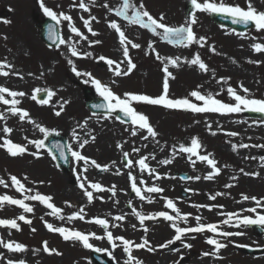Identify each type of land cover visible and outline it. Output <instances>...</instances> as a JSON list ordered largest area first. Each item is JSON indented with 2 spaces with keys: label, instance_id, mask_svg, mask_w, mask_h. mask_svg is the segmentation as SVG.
Listing matches in <instances>:
<instances>
[{
  "label": "rangeland",
  "instance_id": "374dc122",
  "mask_svg": "<svg viewBox=\"0 0 264 264\" xmlns=\"http://www.w3.org/2000/svg\"><path fill=\"white\" fill-rule=\"evenodd\" d=\"M79 2L80 0H44L45 5L57 13L64 12L70 15L75 26L84 37H87L83 39L72 33L68 27L69 22L61 21L59 27L66 43L56 49H50L39 36L40 22L47 18L40 7V0H0V51L5 55L2 58L10 61V68L16 74L15 78L0 75V87L25 93L24 96L16 97L20 101L17 107L29 114L21 120L19 115L13 114L11 110L7 111L11 109V104L5 105L0 101L3 112H7L4 113L7 114L6 118L0 119V144L8 139L14 141L16 134L24 130L23 127L29 123L35 124V127L39 125L36 128L38 135L35 140L44 141L42 148L35 147L34 150H28V153L15 157L0 147V179L7 184V187L0 184V196L8 195L14 199L25 200V203L33 208V212L26 213L16 205L5 203L0 207V219H16L20 225L19 230L0 226V240L4 243H20L26 247L24 252H15L0 244V264H7L9 260L13 262L23 260L25 264H96L92 260V254L95 252L101 254L102 258H108L110 264L128 259V254L123 251L122 242L116 240L118 246L113 249L107 240L105 229L92 222L95 218L107 220L109 222L107 231H111L114 237H121L120 231L127 222H138L140 226L132 235L134 238L132 242L142 243L147 239L149 246L155 249L148 251L147 247L133 248L132 256L143 264H154L158 259L163 260L164 264H264V235L260 237L255 235L248 226L235 227V218L231 221V226L223 223L228 219L226 215L228 211L238 213L241 217L256 218L258 214L264 215V184L252 178L255 175L245 174H255L259 172V167L264 168V161L258 162L254 158V154L264 157V148L257 147L251 150L250 147H239L241 144L250 145L248 138L242 134V128L257 131L261 136L258 145H264V114L262 118L252 119L248 116V112L251 111L226 114L195 113L190 110L132 102V106L139 113L148 117L150 125L157 133L153 138L146 129H139L132 124H122L115 116L91 114L86 108L85 100L88 90L92 92V96L103 98L97 92L93 80H99L121 98H126V93L159 97L163 92L165 66L172 73V76L168 77V97L171 99L187 98L202 105L201 101L190 95L192 91H199L202 95L211 94L224 103H235L227 91L229 87L247 98L264 99V52L257 53L252 47L254 43L264 44V30L258 31L254 28L246 33H236L234 30L226 29L211 19L212 14L195 10L190 0H130L135 7L142 3L154 18L159 19L163 15V23L171 27L185 26L190 14L195 11L197 23L192 25L193 31L197 38L205 37L206 40L203 44L171 45L148 29L140 26L136 29L135 26L121 23L120 28L127 40L140 45L139 48H132L131 43L127 45L129 57L136 67L128 75H124L123 72L128 68V58L123 55L124 45L120 43L119 34L110 28L108 32L104 31L106 33L101 37L100 33L106 29L91 22L92 30L100 32L92 35L84 26L83 20L88 18L85 12L79 13L81 9L78 6ZM226 2L242 8L247 7V0ZM251 4L258 12L264 11V0H251ZM98 13H101V8L96 4L91 7L90 14ZM97 40L101 43H89ZM72 45L76 47L77 56L72 55ZM18 49L20 53L17 52ZM86 53L91 55L85 56ZM157 54L161 59L156 58ZM197 54L207 65V71L190 63ZM100 56L115 63L109 66L106 61L99 59ZM176 58H179L177 65H172L169 61ZM69 60L72 64H69ZM256 61L259 63H255ZM73 66L81 75L78 76L72 71ZM116 71H120L121 75L117 76ZM241 85L248 89L247 93L243 91ZM36 88L41 89V92L34 93ZM45 90L54 92L51 98L47 96L49 103L43 105L37 102V99H32L34 94L47 95ZM3 95L5 99H12L6 93ZM58 111L61 113L59 116L56 115ZM71 123L75 125V129L85 128L90 131L87 135L88 143L83 148L80 147L83 141L79 134L75 131L74 136L69 132ZM223 123L228 124L222 125ZM237 124L242 125V128ZM5 127L12 129L11 133L4 132ZM40 127L48 129L47 136L40 131ZM134 130L135 135L132 134ZM98 131L108 134V139L100 147L95 143L90 146L89 140L94 141L93 137ZM232 132L238 135L227 134ZM56 135L66 138L70 154L79 151L89 158V163L76 161L71 154L69 170L62 171L56 165L54 155L45 150L49 137ZM77 137L80 143L77 142ZM193 139L200 143L198 155L182 152L181 146L191 147ZM233 145L237 146L235 150ZM125 152L128 153L127 158L124 157ZM201 155L214 159L217 162L216 167L220 169L219 174L214 175L211 180L206 177L214 172V169L206 161L199 159ZM142 158L147 165L150 160L170 161L165 164L168 183L160 186L163 191L153 197L154 202L162 203L159 211L148 209L143 202L148 199L143 192L149 187L148 183L152 182V179L146 169L140 168L139 160ZM92 160L102 167L107 166V170L96 168L91 164ZM129 160L132 161L131 167L127 166ZM47 165L53 166L55 172L45 175ZM229 168L231 170H226ZM129 173L131 177L136 178L137 187L141 189L144 199L132 190ZM176 173L187 174L193 178L199 176L200 179L183 182L175 177ZM260 174L262 176L263 172ZM11 176H16L28 191H18L11 182ZM93 181L99 183L106 191H94L91 188ZM81 183L85 185L87 191L93 193L91 202L85 194V189L80 188ZM113 186L114 194L112 192L108 196V190ZM37 193L50 196L52 198L50 202L60 208L61 212L53 215L52 210L39 201L25 199ZM217 193L223 195H217L215 200H211L210 196ZM244 195L256 197L261 201V205L257 206L252 199L245 201ZM168 199L174 202L181 216L191 214L188 215L186 223L182 219L176 220L179 227H195L197 225L195 217L200 216V223H215L219 225L220 231H239L242 235L225 238L209 232L188 233L182 237V241H176L168 248H160L161 244L176 235L174 228L171 227L172 223L152 219L148 224H141L136 213L152 216L153 213L164 211L176 216V212L167 207ZM193 205L223 207H213L209 211L207 208H197ZM253 207L257 208V213L247 211ZM81 209L84 220L75 218V213ZM218 213L225 215H217ZM20 215L31 220V224L20 221ZM60 216L64 219H60ZM116 216H123L124 219L116 220ZM45 222L54 227L89 234L94 233L92 228L94 223L97 227L96 236L104 237L103 243L106 245L102 246L100 243L102 239L95 238L89 241L94 246L93 249L85 248L80 241H66L59 233L49 231ZM86 224L90 225L92 230L87 229ZM209 237L227 246L216 252L213 245L206 243ZM45 241L49 249H55L60 254L45 252L43 250ZM185 244L192 247L187 248ZM175 245L176 250L170 251L169 248ZM95 248L102 251L97 252ZM247 248L262 249L263 253L251 256L247 253ZM109 252L112 255H109Z\"/></svg>",
  "mask_w": 264,
  "mask_h": 264
},
{
  "label": "snow or ice",
  "instance_id": "6c2138e0",
  "mask_svg": "<svg viewBox=\"0 0 264 264\" xmlns=\"http://www.w3.org/2000/svg\"><path fill=\"white\" fill-rule=\"evenodd\" d=\"M193 8L199 12L209 13V14H215V15H222L226 17H230L232 19L233 23H243L245 25L253 24L255 28L259 30H264V11L258 12L255 8L252 7L251 0H247V7L242 8L239 5H233L226 2V0H203V2H198V0H190ZM79 8L83 9L84 11H89L90 9L88 6L84 3V0H80L79 2ZM40 7L43 10V13L45 16L49 17L52 21H55L57 25L61 23V21H67L68 27L70 28V31L77 36L82 37L83 39H87V37L83 36V33L80 32V30L75 26V24L72 21V17L68 14H65L64 12L57 13L52 8H49L45 5L44 0H40ZM107 7V5H105ZM129 9H132V14L129 15ZM111 11V9H110ZM115 14L119 17H123L124 20L129 21L132 24L139 25L143 29L150 30L153 34L161 36L163 40L167 41L170 44H177V45H191L192 43H201L205 42V37H199L197 38L196 34L193 31L192 25L197 23V17L195 11L190 14V19L187 21L185 26H179V27H171L165 23H163L164 17L161 15L159 19L154 18L143 6L141 3L139 7H135L133 4L130 3V0H123V4L120 8L115 10ZM83 19V17H81ZM96 17H91L90 20H83L84 26L88 28V31L92 33V35H97L98 33L94 32L90 26L91 20H95ZM5 23H8V21H4ZM110 27L114 29L119 34V40L122 45H124L123 49V55L124 57L128 58V68L126 71L123 72L124 75H128L132 69L136 67L134 63H132L131 58L129 57V49L128 44L131 43L127 40L125 33L121 30L120 25L116 22H112L110 24ZM162 30V31H158ZM54 32L52 26H49V39H53ZM6 39V37H5ZM55 39L59 41L60 44L66 43L64 39H62L60 36L55 35ZM55 42V41H54ZM90 44H99L101 41H90ZM132 48H139V44L131 43ZM253 50L257 53L264 52V44L261 43H254L252 45ZM212 51H215V48H212ZM71 52L73 56H77L78 52L76 50L75 45L71 46ZM85 56H90L91 53L84 54ZM157 59H161L159 54L156 56ZM99 59L101 61H106V63L111 66L115 62L113 60L107 59L104 56H100ZM179 58L171 59L169 62L172 65H177ZM69 64H72V61H68ZM253 62V61H249ZM192 65H198L201 70L207 71V65L201 60L200 56L197 54L194 59L190 61ZM255 63H259L256 61ZM11 67L6 63V61H0V75L8 76L9 72L4 71L5 68ZM72 71L76 73V75H81L80 72L77 71L75 66H73ZM163 71L165 72V79L163 81V92L159 97L153 98L148 95H138V94H131L126 93V98H121L120 96L114 94L112 90L103 85L99 80H93L94 86L99 92V94L107 101L106 106L105 105H98L97 107H106L109 112H122L125 117H127L132 125L138 126L139 129H146L147 132L155 138L157 136L156 131L153 129V127L150 125L148 117L146 115H143L139 113L133 106L132 102H143L149 105H159L163 106L169 109H183V110H190L195 113H205V112H215V113H239L242 111H251L256 113L264 114V99H254V98H247L243 95H240L237 93V91L231 87L228 88V93L232 97V99L235 101V103H224L219 99H215L211 94L209 95H202L199 91H192L190 93L191 97H194L197 101H201L202 105H198L196 103L191 102L189 99H171L168 97L169 92V83H168V77L172 76V73L168 71V67L165 66ZM18 75V73H17ZM90 75V74H86ZM116 75H121L120 71H116ZM22 78V77H21ZM243 88V85H241ZM47 92V96L51 98L54 95V92L51 90H45ZM243 91L245 93L248 92L247 88H243ZM41 92V89L36 88L34 89V93L38 94ZM8 94L12 97L11 100L5 99V96L3 94ZM25 93L23 92H17V91H10L6 87H0V101H2L5 105L11 104V112L13 114L19 115V118L21 120H24L26 117H28V112L21 110L17 107V105L20 103L19 100L16 99V97L24 96ZM32 99H37V96L34 94L32 96ZM41 104H47L49 103L48 99H41L39 101ZM61 110H63V106H61ZM61 113L58 111L56 112V115L59 116ZM117 119L120 117L117 116ZM0 119H4L3 114H0ZM39 127V125L37 126ZM6 133H11L12 129L5 127L3 129ZM40 131L45 134V136L48 135V129L40 127ZM133 135L136 134L135 130L132 132ZM215 134V133H213ZM228 135L235 136L238 135V133L232 132L227 133ZM73 135L75 136V131L73 132ZM94 139V137H93ZM147 139V137H145ZM30 143L34 144L36 148H42L44 146L43 140H34L29 141ZM77 142H79V138L77 137ZM88 141L85 140L82 143H80V147L83 148L84 145ZM119 146V145H118ZM0 147H3L7 150V152L15 157L17 155L24 154L27 149L25 146H22L17 143H13L10 139L5 140L3 144H0ZM57 147H61L59 144H57ZM236 145H233V150L236 149ZM239 147L242 148H248L249 145L247 144H241ZM252 147H260L264 148V145H253ZM200 148V143L197 139H193L191 141V147H185L181 146V151L189 153L191 155H198V149ZM134 151H139V149H134ZM61 156L64 157V152L61 149ZM72 156L76 159V161H84L85 164L89 163V158L83 156L81 152L79 151H73ZM33 155H36V153H33ZM124 157H128V153H124ZM66 159V157H65ZM199 159L201 161H206L213 169L214 172L209 173V175L206 177V179H213V176L216 174H219L220 169L216 167V161L214 159H210L208 156L201 155L199 156ZM261 160L264 161V157H261ZM92 165H94L96 168L101 169L103 171L107 170V166H101L96 163V161L92 160L90 161ZM162 163L167 164L170 163L169 160H165ZM195 163V161H193ZM132 161H128V167H131ZM139 165L141 170L147 169L148 165L145 163V159L142 158L139 160ZM87 171V169H84ZM243 171V169H241ZM246 175H258V173L250 174L245 173ZM130 177L131 174L129 173ZM189 179H196L199 180L200 177H189ZM235 179V177L233 178ZM132 180V190L136 193L137 196H140L141 199H144V197L141 195V189L137 187L136 178L131 177ZM11 182L13 185L17 187V190L20 192L28 191L25 188V185L21 183V181L16 176H11ZM0 184L5 185L7 187V184L3 179H0ZM81 189H85V185L81 183L80 185ZM232 185H226V187H231ZM91 188L97 190V191H104L105 189L102 188V186L99 183L91 184ZM109 191H112L114 194V186L112 189H109ZM163 189L160 187H148L147 192L149 193H159L162 192ZM85 194L88 198V200L91 202L93 199V193L91 191H87L85 189ZM217 195H223V193H217L216 195L210 196L211 200H215ZM25 199H30L33 201H39L40 203L47 206V208L52 210L53 215H58L61 212L60 208L55 207L50 201V196H44L40 194L32 195L29 197H25ZM243 199L245 201L252 199L255 201L257 206L261 205V201L257 199L256 197H249L247 195L243 196ZM5 203L10 205H16L19 206L24 210L26 213L33 212V208L29 206V204L25 203V200L22 199H14L8 195L0 196V207H2ZM167 207L170 209H173L176 212V216L169 215L167 212H159L157 214H154L153 216H145L140 213H136V215L139 217L140 223L143 224L146 219H155L157 216L162 217L167 221H171V227L174 228L176 235L173 239L168 240L166 243L161 244L160 248H168L170 245L174 244L176 241H182V237H184L188 233H203V232H209L213 233L219 236H223L225 238L232 237V236H240L242 235L241 232H231V231H220L219 225L215 223H200L201 217L196 216L195 219L197 221V225L195 227H179L176 224L177 219H182L184 222H187L188 215L191 214H185L181 216L180 210L176 207L174 202L171 199L167 200ZM193 207L197 208H207L209 211L212 210L213 207H223L215 206V205H193ZM247 211L251 213H257V208L253 207L251 209H248ZM83 209H81L79 212L75 213V218L79 220H84V215H82ZM221 215H225L224 213H220ZM228 219L223 221L224 224H230V222L235 218V227L240 226H252L256 225L259 227L264 228V215L258 214L256 218H253L251 216H243L241 217L238 213H227L226 214ZM73 217H69V219H72ZM60 219H64L63 216H60ZM116 220H123V216H116ZM20 221H24L25 223L31 224V220L26 219L24 215L19 216ZM94 223L102 226L107 235V240L112 244V248L115 249L118 245L116 244V240H119L123 244V251L128 254V260L126 264H143L142 261L136 259L132 256L133 248L135 249H143L147 247L148 251H154L155 249L149 246V242L147 239H145L142 243H134L130 240H127L123 237H114L113 233L111 231H107L109 228V222L105 219L95 218ZM0 226L9 227L11 229H17L19 230L20 225L17 223L16 219H0ZM45 226L49 231H54L56 233H59L64 240H74V241H80L83 243V246L88 249H93V245L89 242L90 238L95 239H103L104 237L96 236L95 233L86 234L78 230H72L64 227H54L52 224L45 222ZM135 227V226H134ZM35 231V229H33ZM147 231V229H145ZM206 243L209 245H213L215 247V251L219 252L220 249L226 247L227 245L224 243H221L219 240L209 237L206 240ZM0 244H3L5 248H7L10 251L15 252H24L26 251V247L23 244L20 243H14V242H8L4 243L2 240H0ZM187 248H191L192 245L185 244L184 245ZM43 250L45 252H48L49 254H52L55 252L57 255L60 253L57 252L55 249H49L47 246V241L43 242ZM95 251L99 252L102 251L99 248H95ZM106 251V250H104ZM179 251V249H177ZM109 255H112L111 252L108 253ZM210 253H203V255H209ZM7 264H25L23 260L18 262H13L12 260H9Z\"/></svg>",
  "mask_w": 264,
  "mask_h": 264
},
{
  "label": "bare ground",
  "instance_id": "6f19581e",
  "mask_svg": "<svg viewBox=\"0 0 264 264\" xmlns=\"http://www.w3.org/2000/svg\"><path fill=\"white\" fill-rule=\"evenodd\" d=\"M85 4L90 9H91V7H93L96 4L100 5L101 13H98L96 15L95 14L94 15L90 14V10L89 11H84L83 9H80L79 13H84L85 12L86 13V17L88 18V20H90L91 17H93V16L96 17V19L95 20H91V22L97 23L96 25H100L102 28L106 29V30H103L101 33L99 32L101 37L106 32H108V30L111 28L110 24L112 22H116L119 25H121V23H125V24L130 25V26H135L136 29H138L139 25L132 24L129 21L124 20L123 17H119V16H117L115 14V10L122 6L123 0H86ZM105 5H107V7H105ZM110 9H111V11H110ZM131 14H132V9H129V15H131ZM133 30H135V29H133ZM104 31H106V32L104 33ZM17 52L20 53V50L18 49ZM4 56L5 55L2 53V51H0V61H6V63L8 65H10V61L7 58L6 59L2 58ZM4 71H8L9 72V75H8L9 78H15L16 77V74L13 73V71L11 70L10 67L5 68ZM0 106H1V104H0ZM1 107H0V114H3L4 118H6L7 114H4V113H7V112H3L4 109H2ZM7 111H10V109L7 110ZM226 124H228V123H223L222 125H226ZM237 125L240 128H242V125L241 126L239 124H237ZM23 128H24V130L18 132L16 134L15 140L12 141V142L20 144L22 146H25L26 149H27V151L25 153H28V150H34L35 149V145H32V143H30L29 141H33V140H35V138H37V135H38L36 133V131H37L36 128L37 127H35V124L29 123L28 125H25ZM74 131H76L79 134V137H80V139L82 141H85V140L88 141V136L87 135H88V133L90 131H87V129H85V128L75 129V125H73L71 123V131H69V132H70V134H73ZM98 132H97V134L94 137V141H92V139L89 140L91 142L90 146L95 143V145L97 147H100V145H102V144L104 145L106 140L108 139V134H106L104 131H100L99 133ZM242 134H244V136H246L248 138L249 144H250L249 147L251 148V150L257 149V147H252V146L253 145H258L259 142H260L261 136L258 134V132L257 131H250L247 128H242ZM261 157H263V156L258 157V156H256L254 154V158L258 162L262 161ZM165 169H166V166H165L164 163H162V161H160V160H158L157 162L153 161V160L149 161L148 168L145 170V171H147L150 174V177L152 179V182L149 181V183H148L149 187H153V186L160 187L163 184H165V183L167 184L168 183V176L165 173ZM226 170H231V168L226 169ZM81 171L84 173L83 169ZM258 171H259L258 175H255L254 177L251 176V177L256 179V180L261 181L264 184V168L261 166V167L258 168ZM53 172H55L53 166L47 165V168L45 170V175L53 173ZM260 172H263L262 176H261ZM93 183H94V181H93ZM244 187L245 188H249L248 186H244ZM93 190L95 191V189H93ZM105 191H106V189L103 192H105ZM143 193H146V195H147L146 197H148V199L143 201L148 206V209H150V210L154 209V210L159 211L161 209L162 203L153 201V197H154V195L156 193L147 192V188L145 189V191ZM110 194H112V191L108 190L107 195L110 196ZM115 199H117V197H115ZM115 199H113L114 202L116 201ZM147 211H149V210H147ZM228 212L231 213V211H228ZM146 214H148V213L146 212ZM154 214L155 213H153L152 216ZM169 215H173V214H169ZM217 215H221V214L218 213ZM153 220H155V221L164 220L165 223H168V224L172 223L171 221H167L164 218L158 217V216L155 219H153ZM150 221H152V219H146L143 224H148ZM219 223H222V222H219ZM228 225L231 226L232 223L230 222V224H228ZM89 226L90 225L86 224L87 229H91ZM139 226H140V224H138V222H132V223L127 222L124 225V228L120 231V235L119 236H121V237H123V238H125L127 240L133 241L134 238L132 237V235L135 233L136 229L139 228ZM167 227H169V226H167ZM92 228L94 229V233L97 234V227L94 226V223H92ZM87 234H89V232ZM100 243H101L102 246L105 247L106 244L103 243V239H102V241ZM127 260L128 259H125L124 261H117L115 264H126ZM154 264H164V261L161 260V259H158V260L154 261Z\"/></svg>",
  "mask_w": 264,
  "mask_h": 264
},
{
  "label": "water",
  "instance_id": "95a60500",
  "mask_svg": "<svg viewBox=\"0 0 264 264\" xmlns=\"http://www.w3.org/2000/svg\"><path fill=\"white\" fill-rule=\"evenodd\" d=\"M216 23L224 25L226 28H232L237 32L243 33L246 32L255 26L253 24H248L245 25L243 23H233L232 19L230 17L222 16V15H213L212 18ZM49 26H52L53 32L55 35H58L62 38V35L60 33V27L59 25L56 24L55 21H52L50 18H46L42 23H41V30H40V37L41 39L47 44L48 47L50 48H55L60 45L59 41L55 39V35L53 39H49ZM55 41V42H54ZM177 45V44H174ZM89 94V93H88ZM41 99H46L45 95H40L38 97V102ZM107 101L105 99H97V98H89L87 100V108L90 110L93 114H103V115H112L115 114L116 117L119 116V120H122L124 123H130L131 121L124 116L122 112H109L106 107H97L98 105H105L106 106ZM253 118H258L261 117V113H250L249 114ZM57 144H59L61 147H57ZM46 149L51 152H53L56 157L59 166L63 170H67L69 168V163H70V154L68 153V143L63 137H50L48 143L46 144ZM61 149L64 152V157L61 156ZM66 157V159H65ZM176 176L180 177L181 180L188 181L189 176L185 174H176ZM256 226V225H254ZM260 232V231H259ZM251 251V250H250ZM252 253L254 251H251ZM94 260L97 263L100 264H110V261L106 258H100L98 254L94 255Z\"/></svg>",
  "mask_w": 264,
  "mask_h": 264
},
{
  "label": "flooded vegetation",
  "instance_id": "af4514ba",
  "mask_svg": "<svg viewBox=\"0 0 264 264\" xmlns=\"http://www.w3.org/2000/svg\"><path fill=\"white\" fill-rule=\"evenodd\" d=\"M264 235V234H263Z\"/></svg>",
  "mask_w": 264,
  "mask_h": 264
}]
</instances>
